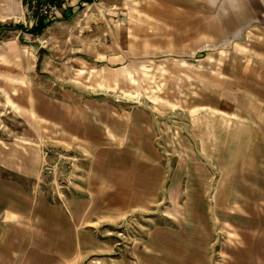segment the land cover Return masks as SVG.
<instances>
[{"label":"rangeland","instance_id":"rangeland-1","mask_svg":"<svg viewBox=\"0 0 264 264\" xmlns=\"http://www.w3.org/2000/svg\"><path fill=\"white\" fill-rule=\"evenodd\" d=\"M16 2L0 15V264H264V0H215L237 26L198 54L158 0L73 3L38 32ZM132 113L154 188L105 212L96 150L147 140L99 143L93 123Z\"/></svg>","mask_w":264,"mask_h":264},{"label":"crops","instance_id":"crops-1","mask_svg":"<svg viewBox=\"0 0 264 264\" xmlns=\"http://www.w3.org/2000/svg\"><path fill=\"white\" fill-rule=\"evenodd\" d=\"M158 1L160 3V9L158 10H161L160 12L164 16H182V19H184L183 28H179L175 32L179 34V40L185 41L187 39V46L196 48L193 51L195 52L194 54H198L206 48L217 47L219 43L224 44L226 36H228L233 27L237 26L236 23L228 26V22L234 20L229 16L225 18L222 14H216L214 10L211 11L215 6V0H181L180 4L183 5L181 14L180 10L178 11L169 0ZM16 3V0H0V15L3 17L14 16V13L17 12ZM203 13H205L204 16L201 15ZM197 16L199 17L197 18ZM211 16L212 18H209ZM225 24L228 27H225ZM138 112L139 110L135 111V114H138ZM119 116L122 117H116L115 119L100 118L96 120V123H93L96 130L94 131L95 137H101V139L97 138L99 143L125 142L130 141V139L135 142L130 143L132 146L142 141V139L143 141L147 140V143L137 144L138 147L135 145V147L130 149L123 147L118 150H96L97 184L93 179H90V190L98 191L100 207L103 210L106 209L105 212L117 209L125 203L133 202L135 197L145 194L148 196V190L154 188L153 170L151 166H148L152 163L151 156L153 154L150 150L152 137L144 136L145 133L147 134L146 122L149 121L148 119L146 122L140 121L133 116V113L129 118L124 115ZM109 124H111V131L110 134H107L105 127H108ZM93 185H97V188H94ZM134 193L135 197L132 196ZM150 196H153L152 190L150 191ZM114 212L116 214V211Z\"/></svg>","mask_w":264,"mask_h":264},{"label":"built area","instance_id":"built-area-1","mask_svg":"<svg viewBox=\"0 0 264 264\" xmlns=\"http://www.w3.org/2000/svg\"><path fill=\"white\" fill-rule=\"evenodd\" d=\"M23 3L25 15L27 14L30 21H35L38 15H44V19L53 18L61 14L63 9L73 3H87L88 6L95 4L100 0H20Z\"/></svg>","mask_w":264,"mask_h":264},{"label":"trees","instance_id":"trees-1","mask_svg":"<svg viewBox=\"0 0 264 264\" xmlns=\"http://www.w3.org/2000/svg\"><path fill=\"white\" fill-rule=\"evenodd\" d=\"M39 17H41V16H39ZM31 23H32V25H31V27H29V29L36 30L37 32L39 30H41L46 25V21L43 17L38 18L35 21H31ZM14 25H18L19 27L24 28V25H22L21 23H14ZM4 26H5L4 24H0V29Z\"/></svg>","mask_w":264,"mask_h":264},{"label":"bare ground","instance_id":"bare-ground-1","mask_svg":"<svg viewBox=\"0 0 264 264\" xmlns=\"http://www.w3.org/2000/svg\"><path fill=\"white\" fill-rule=\"evenodd\" d=\"M39 16H41V17L44 18V15H38V16L36 17V20H37L38 18H41V17H39Z\"/></svg>","mask_w":264,"mask_h":264}]
</instances>
